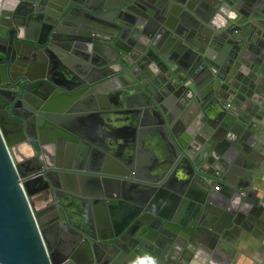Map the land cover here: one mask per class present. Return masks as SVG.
<instances>
[{
    "label": "water",
    "instance_id": "water-1",
    "mask_svg": "<svg viewBox=\"0 0 264 264\" xmlns=\"http://www.w3.org/2000/svg\"><path fill=\"white\" fill-rule=\"evenodd\" d=\"M89 1L0 0V264H181L191 246L213 243L222 224L233 234L258 232L263 217L236 184L254 170L253 121L230 101H250L240 84L260 87L233 76L242 61L264 94V0ZM151 64L163 83L176 81L172 92L145 78ZM61 68L75 76L69 88ZM88 103L100 115L139 113L140 127L150 113L166 129L175 150L157 183L83 168L93 148L64 109ZM191 104L201 130L178 133L170 117ZM65 145L76 146L73 166L61 164ZM216 183L224 192L214 197Z\"/></svg>",
    "mask_w": 264,
    "mask_h": 264
},
{
    "label": "crops",
    "instance_id": "crops-1",
    "mask_svg": "<svg viewBox=\"0 0 264 264\" xmlns=\"http://www.w3.org/2000/svg\"><path fill=\"white\" fill-rule=\"evenodd\" d=\"M238 66L232 71L233 76L237 75L240 79L251 77L258 86L263 85V81L251 76L249 69L253 65L249 61H242L241 67ZM61 70L64 74V77L59 80L61 86L71 87L74 84L75 76L65 68H61ZM162 71V68H160L158 72L146 73L145 78L152 80L154 85L162 86L165 93H170L172 92V85H175L176 81L163 83L166 76ZM253 87L250 89L240 84L239 88L247 95L250 94L251 99L249 101L241 95L240 98L235 97L237 99L234 98L230 101V104L238 107V112L243 111L245 118L252 117L253 121L252 133L257 143L251 154V163L254 165V170L249 180L240 178L236 184L240 187V191H245L244 193L249 195L250 200L247 205L250 209L255 210V213L261 218L263 217L261 222L258 221L261 223L260 230L255 232L254 227L252 231L235 229L239 232L233 234V229H230V231L224 230V224H222L218 229V231H221L218 234L219 237L213 236L210 238L213 243L207 242L191 246L190 250L184 251L181 264H264V105L262 104L264 94L260 87ZM229 93L231 96L238 95H234L233 91ZM161 97L163 103L169 99H166L165 94ZM104 102L106 106L111 107V102L106 96H104ZM55 103L53 101L48 106L57 108ZM183 105L184 102L181 101L180 106ZM73 109L71 110L73 112L68 113L69 107H65V119L67 125L76 132V135L82 137L93 148L89 158L87 161L85 160L87 163L85 167L89 172L134 175L138 180L140 179L135 181L138 184H154L163 176V171L170 163L175 148L167 135L166 129L156 126L157 124L150 113L143 116L144 123L147 126L140 127L139 113L136 116L128 109L110 110V114L106 115L98 114L90 103L82 104L81 107L78 106ZM173 112L175 113V110ZM199 113L198 107L191 104L183 110L182 114L173 115V118L170 117V121L175 122V131L178 133L185 129L189 130V128L194 129V132L199 131L203 121L199 118ZM48 149V153L54 157L55 151L52 144H48ZM64 150L66 157L63 161L72 162V153L76 150V146L65 145ZM71 180H74L71 176L66 180L68 188L72 187ZM200 190L203 191V189ZM75 191L79 193L78 189ZM223 192L222 186V189L220 188L217 192L214 191V188H211L209 194L217 197L221 196ZM137 193L140 192L137 191ZM245 194L238 195L236 202L246 196ZM233 206L235 208L237 205L234 204ZM158 208L160 210L162 204L158 205ZM99 222H102V220L98 219ZM224 238L225 240H223Z\"/></svg>",
    "mask_w": 264,
    "mask_h": 264
},
{
    "label": "flooded vegetation",
    "instance_id": "flooded-vegetation-1",
    "mask_svg": "<svg viewBox=\"0 0 264 264\" xmlns=\"http://www.w3.org/2000/svg\"><path fill=\"white\" fill-rule=\"evenodd\" d=\"M95 2H97V1L95 0ZM95 2H94V3H95ZM124 3H125V0H110V1H109V5H110V6H117V5L119 6V5L124 4ZM96 4H98V3H96ZM199 14L201 15L202 18H205V16H206L205 13H201V12H200ZM190 21H191V20H190ZM191 22H192V21H191ZM192 23H193V22H192ZM199 31H200L201 34H203L204 36L207 37L208 33H207L206 29L201 28V29H199ZM103 39H104V38H103ZM105 39H107V37H106ZM118 44L122 46L121 43H118ZM159 69H160V67H158L157 65L151 64L150 67H149V73L152 72V71H157V72H158ZM92 106H93V105H92ZM86 161H87V160H86ZM86 161L84 162V165H82L85 169H86L85 166H86V164H87ZM78 163H79V162H78ZM61 164H62V165H67V166H73V162H69V163H68V161H67V162H66V161H62ZM78 165L80 166V164H77V166H78ZM93 202H96V201H95V200H94V201H90V204H89V205L92 206V203H93ZM94 222H95V221H94ZM95 233H96V232H95ZM95 235H97V234H95Z\"/></svg>",
    "mask_w": 264,
    "mask_h": 264
},
{
    "label": "bare ground",
    "instance_id": "bare-ground-1",
    "mask_svg": "<svg viewBox=\"0 0 264 264\" xmlns=\"http://www.w3.org/2000/svg\"><path fill=\"white\" fill-rule=\"evenodd\" d=\"M65 0H53V4H57L56 6H59L60 4H63V2H64ZM95 1H92V0H90L89 1V6H91V7H93V8H96L97 6H96V2L94 3ZM55 10V9H54ZM54 10H51L52 12H50V14H52V16H56V10L54 11ZM2 22H3V24H5V23H7V15L5 14L4 16H3V19H2ZM0 48H1V46H0ZM0 105H1V102H0ZM50 108H51V106H50ZM21 153H24V154H26V153H30V151L29 150H27L25 147H24V149H21ZM80 257V255L78 256V258Z\"/></svg>",
    "mask_w": 264,
    "mask_h": 264
},
{
    "label": "built area",
    "instance_id": "built-area-1",
    "mask_svg": "<svg viewBox=\"0 0 264 264\" xmlns=\"http://www.w3.org/2000/svg\"><path fill=\"white\" fill-rule=\"evenodd\" d=\"M221 10V12L223 13V15L225 16V17H227V18H231V19H234L235 18V14L234 13H232V12H227L225 9H220ZM227 107L228 108H231V105L230 104H228L227 105ZM219 189H220V185L218 184V183H216L215 184V186H214V191H219Z\"/></svg>",
    "mask_w": 264,
    "mask_h": 264
},
{
    "label": "clouds",
    "instance_id": "clouds-1",
    "mask_svg": "<svg viewBox=\"0 0 264 264\" xmlns=\"http://www.w3.org/2000/svg\"><path fill=\"white\" fill-rule=\"evenodd\" d=\"M140 264H154V262L152 261H141Z\"/></svg>",
    "mask_w": 264,
    "mask_h": 264
},
{
    "label": "rangeland",
    "instance_id": "rangeland-1",
    "mask_svg": "<svg viewBox=\"0 0 264 264\" xmlns=\"http://www.w3.org/2000/svg\"><path fill=\"white\" fill-rule=\"evenodd\" d=\"M241 51H242V53H241V54H243V53L245 52V50H244V49H242ZM242 60H247V59H246V58H245V59L243 58Z\"/></svg>",
    "mask_w": 264,
    "mask_h": 264
}]
</instances>
